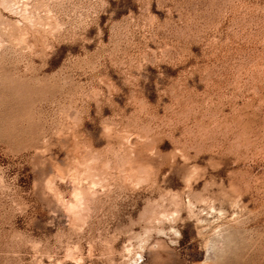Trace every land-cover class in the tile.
I'll return each mask as SVG.
<instances>
[{
  "label": "rangeland",
  "instance_id": "rangeland-1",
  "mask_svg": "<svg viewBox=\"0 0 264 264\" xmlns=\"http://www.w3.org/2000/svg\"><path fill=\"white\" fill-rule=\"evenodd\" d=\"M0 264H264V0H0Z\"/></svg>",
  "mask_w": 264,
  "mask_h": 264
},
{
  "label": "bare ground",
  "instance_id": "bare-ground-1",
  "mask_svg": "<svg viewBox=\"0 0 264 264\" xmlns=\"http://www.w3.org/2000/svg\"><path fill=\"white\" fill-rule=\"evenodd\" d=\"M75 193H76V192H75ZM77 193H78V191H77ZM76 199L78 200V198H76ZM80 199H81V198H80ZM74 201H75V200H74ZM70 206H71V205H70ZM70 206H69V207H70ZM72 206H74V205H72ZM69 207H68V208H69ZM76 209H77V208H76Z\"/></svg>",
  "mask_w": 264,
  "mask_h": 264
}]
</instances>
